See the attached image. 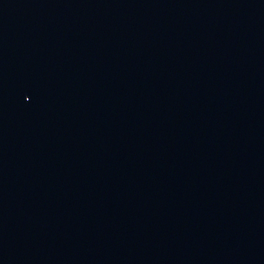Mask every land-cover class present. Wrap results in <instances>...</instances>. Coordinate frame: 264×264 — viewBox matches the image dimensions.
I'll list each match as a JSON object with an SVG mask.
<instances>
[{
	"label": "water",
	"instance_id": "1",
	"mask_svg": "<svg viewBox=\"0 0 264 264\" xmlns=\"http://www.w3.org/2000/svg\"><path fill=\"white\" fill-rule=\"evenodd\" d=\"M0 264H264V0H0Z\"/></svg>",
	"mask_w": 264,
	"mask_h": 264
}]
</instances>
